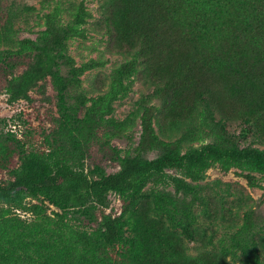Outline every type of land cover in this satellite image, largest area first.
Segmentation results:
<instances>
[{
    "label": "trees",
    "instance_id": "obj_1",
    "mask_svg": "<svg viewBox=\"0 0 264 264\" xmlns=\"http://www.w3.org/2000/svg\"><path fill=\"white\" fill-rule=\"evenodd\" d=\"M68 4L57 2L36 40H19L11 56L5 52L8 59L26 60L21 74L14 73L17 63L8 61L11 103L30 100L31 88L48 78L57 91V136L29 139L22 145L19 166L11 170L12 181L6 185L0 180V201L20 204L25 190L62 211L57 220L42 218L34 227L48 232L53 223L52 235L60 238L50 246L45 264H264V221L252 206H244L239 191L231 192L235 198L229 201L168 172L227 160L264 176V151L233 143L230 148L209 144L182 153L181 142L160 138L184 129L182 142L211 135L230 143L251 133L264 143V0H102L101 22L112 37L113 52L124 60L113 68L108 92L93 99L81 117L68 104L69 77L62 67L70 40L90 13L83 2ZM212 41V47H201ZM192 46L199 52H192ZM87 67L69 72L79 76ZM131 77L154 86L153 95L169 118H157L159 135L151 118L143 116L145 142L162 153L153 159L117 155L118 172L91 178L83 161L87 142L103 125H125L126 120L105 115L127 92ZM227 103L237 105L243 120L238 135L228 130ZM151 183L172 185L175 192L148 191ZM111 191L124 200L119 215L104 209ZM71 213L96 222L94 231L76 229L69 222ZM7 226L0 216V243L11 234ZM222 229L225 233L219 235ZM186 241L202 245L198 257L183 258ZM12 254L6 247L0 260Z\"/></svg>",
    "mask_w": 264,
    "mask_h": 264
},
{
    "label": "rangeland",
    "instance_id": "obj_2",
    "mask_svg": "<svg viewBox=\"0 0 264 264\" xmlns=\"http://www.w3.org/2000/svg\"><path fill=\"white\" fill-rule=\"evenodd\" d=\"M57 2L64 3V6H69L68 3L83 2L90 13L87 22L79 26L80 32L70 40L67 61L62 67L63 73L69 77L68 104L80 117L85 114L93 99L108 92L113 68L124 60L121 55L113 52L114 49L110 46L112 37L106 25L101 22L102 0H0V35L3 37V41L0 42V180L6 185L13 179L11 170L20 164L23 144L28 143L29 139L39 142L44 137L53 139L57 136L60 111L57 91L50 78L36 83L31 88L30 100L10 102L8 79L11 76V70L7 65L8 61L17 63L14 73L21 74L26 67V60L10 57L8 59L5 57V52L7 51V56H11L10 53L18 49L19 40H36L41 36L45 29L46 16ZM65 19L69 20V18ZM113 41L118 42L114 37ZM212 46L213 41L209 46L201 47ZM194 51L198 53L199 49L193 47L192 52ZM87 65L86 70L79 76H73L69 72L71 68ZM201 77L200 74L199 78ZM126 85L127 92L114 100L113 111L105 115L106 119L113 118L119 122L126 120L125 125L122 128L103 125L96 131V136L87 142L83 161L91 178L96 179L118 172L121 164L117 155L123 157L143 154L153 159L162 153V148L151 147L144 140V115L151 118L152 128L157 134H159L157 118L169 120L164 115L161 100L153 95L154 86L134 77L126 80ZM233 106L229 103L226 105L227 127L229 132L238 135L241 132L243 120L239 114L237 115L239 111L237 105ZM217 117L219 118L220 114L217 113ZM183 132L184 129L174 132L171 138L159 135L165 142H181L178 149L182 153L198 150L209 144L230 148L233 143L264 151V143L256 140L251 133L242 137L235 135L232 142L226 143L211 135H203L197 140L182 142L180 140ZM168 172L185 178L197 188L203 187V193L217 192V195L226 196L225 198L229 201L235 198L231 192L239 191L244 197L242 202L244 206H252L257 218L264 221V176L262 173L227 160L221 162L209 160L205 165L190 169L171 168ZM153 188L175 192L172 185L151 183L147 186L148 191ZM20 196L23 197L20 204L19 200L0 201V216L6 221L8 230L11 229V234L0 243V253L4 252L6 247L14 253L9 260H0V264H45L52 253L50 246L58 238L52 235L56 227L51 223L48 232H38L34 230V227L42 223V218L57 220L58 214H62V211L42 196H33L25 190L20 192ZM180 196L186 200L191 197L182 194ZM123 204V198L111 191L107 196L104 209L119 215ZM73 215V213L70 214L69 222L76 229L87 234L94 231L96 222L89 221L80 215L75 214L77 217ZM242 215L243 212L240 217ZM240 217L238 221L241 222ZM224 233L225 230L222 229L219 235ZM74 241L80 252L84 251L82 243ZM202 251L201 244L186 241L183 258L185 260L196 258Z\"/></svg>",
    "mask_w": 264,
    "mask_h": 264
}]
</instances>
